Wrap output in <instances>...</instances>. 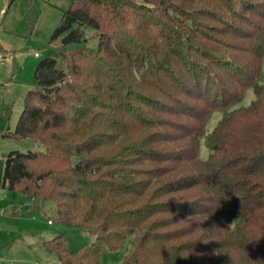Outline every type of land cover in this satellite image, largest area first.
<instances>
[{
  "label": "trees",
  "instance_id": "trees-1",
  "mask_svg": "<svg viewBox=\"0 0 264 264\" xmlns=\"http://www.w3.org/2000/svg\"><path fill=\"white\" fill-rule=\"evenodd\" d=\"M58 37L11 134L45 151L11 152L2 185L96 240L46 250L102 264L132 237L123 264H264V0H70Z\"/></svg>",
  "mask_w": 264,
  "mask_h": 264
},
{
  "label": "rangeland",
  "instance_id": "rangeland-1",
  "mask_svg": "<svg viewBox=\"0 0 264 264\" xmlns=\"http://www.w3.org/2000/svg\"><path fill=\"white\" fill-rule=\"evenodd\" d=\"M69 6L70 0H0V12L5 11L0 15V53L3 55L0 61V264H59L57 255L44 247L45 241L63 235L70 250L79 253L96 240L94 234L58 222L53 203L45 202L38 208L37 202L27 195L2 185L11 152L45 151L42 144L30 139L19 140L11 134L23 112L26 94L36 86V67L46 58L54 57L61 45V37L54 40L53 35ZM84 37L88 48H98L96 30L84 28ZM253 100V89H248L241 105L249 106ZM219 118L220 113L211 117L207 125L209 132ZM209 154L203 139L200 158L206 160ZM132 240V237L127 239L118 251L103 246L101 263L123 264Z\"/></svg>",
  "mask_w": 264,
  "mask_h": 264
},
{
  "label": "built area",
  "instance_id": "built-area-1",
  "mask_svg": "<svg viewBox=\"0 0 264 264\" xmlns=\"http://www.w3.org/2000/svg\"><path fill=\"white\" fill-rule=\"evenodd\" d=\"M4 14H5V11L2 10V11L0 12V15L2 16V15H4ZM35 55H36V56H39L38 53H36ZM2 60H3V55L0 53V61H2ZM49 223H51V221H49Z\"/></svg>",
  "mask_w": 264,
  "mask_h": 264
},
{
  "label": "crops",
  "instance_id": "crops-1",
  "mask_svg": "<svg viewBox=\"0 0 264 264\" xmlns=\"http://www.w3.org/2000/svg\"><path fill=\"white\" fill-rule=\"evenodd\" d=\"M8 190V189H7Z\"/></svg>",
  "mask_w": 264,
  "mask_h": 264
}]
</instances>
